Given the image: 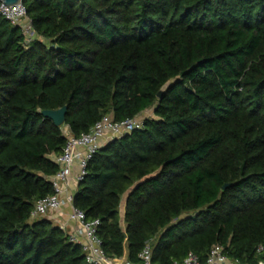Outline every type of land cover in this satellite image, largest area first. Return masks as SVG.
<instances>
[{
    "label": "trees",
    "instance_id": "1",
    "mask_svg": "<svg viewBox=\"0 0 264 264\" xmlns=\"http://www.w3.org/2000/svg\"><path fill=\"white\" fill-rule=\"evenodd\" d=\"M0 16V264H88L34 203L66 137L152 109L88 161L74 207L107 257L153 264L264 244V0H22ZM163 91L160 98L157 95ZM67 107L57 127L43 111ZM225 185H230L223 189ZM123 203V217L120 209Z\"/></svg>",
    "mask_w": 264,
    "mask_h": 264
},
{
    "label": "built area",
    "instance_id": "2",
    "mask_svg": "<svg viewBox=\"0 0 264 264\" xmlns=\"http://www.w3.org/2000/svg\"><path fill=\"white\" fill-rule=\"evenodd\" d=\"M0 16L12 26L20 28L24 46L32 42L35 35L22 4L6 6L0 0ZM144 120L142 114L119 123L114 122L109 115L104 116L88 133L78 137L72 136L68 129L64 128L66 143L60 155L51 156V160L59 168L58 172L49 179L53 194L34 203L30 219H47L58 227L69 243L80 246L88 264H153L150 243L143 247L135 263L128 261L126 256L107 257L97 236L99 221H86L84 213L73 205L77 186L83 180L87 163L92 156L108 142L140 130ZM72 177H74V186L70 183ZM65 208L69 210V213H67V221H62L60 218ZM173 264H264V244L255 247L251 263L232 259L226 255V249L223 246L214 245L207 252L204 261L189 252L183 260Z\"/></svg>",
    "mask_w": 264,
    "mask_h": 264
},
{
    "label": "water",
    "instance_id": "3",
    "mask_svg": "<svg viewBox=\"0 0 264 264\" xmlns=\"http://www.w3.org/2000/svg\"><path fill=\"white\" fill-rule=\"evenodd\" d=\"M6 6H14L17 4H22V0H1ZM163 94V91H161L157 97L160 98ZM67 112V107L60 108L58 110H52V111H43L42 116L46 119H49L53 122V124L57 127H61L64 125L65 122V115ZM230 185H225L223 189H226Z\"/></svg>",
    "mask_w": 264,
    "mask_h": 264
},
{
    "label": "rangeland",
    "instance_id": "4",
    "mask_svg": "<svg viewBox=\"0 0 264 264\" xmlns=\"http://www.w3.org/2000/svg\"><path fill=\"white\" fill-rule=\"evenodd\" d=\"M152 116H153V110L150 109V110H148V111H146V112L144 113V115H143V119L152 118ZM120 217H121V219H122V217H123V203H122V207H121V209H120Z\"/></svg>",
    "mask_w": 264,
    "mask_h": 264
},
{
    "label": "crops",
    "instance_id": "5",
    "mask_svg": "<svg viewBox=\"0 0 264 264\" xmlns=\"http://www.w3.org/2000/svg\"><path fill=\"white\" fill-rule=\"evenodd\" d=\"M145 113V112H144ZM144 113H142V116L144 115ZM70 183H71V185L72 186H74V177H72L71 178V180H70ZM64 214L61 216V220L62 221H67V213H69V210L67 209V208H65V210H64V212H63Z\"/></svg>",
    "mask_w": 264,
    "mask_h": 264
}]
</instances>
